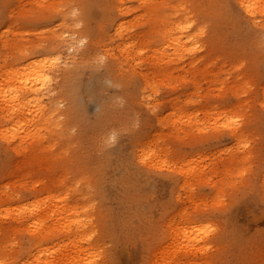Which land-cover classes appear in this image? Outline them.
Instances as JSON below:
<instances>
[{"label": "rangeland", "instance_id": "obj_1", "mask_svg": "<svg viewBox=\"0 0 264 264\" xmlns=\"http://www.w3.org/2000/svg\"><path fill=\"white\" fill-rule=\"evenodd\" d=\"M254 1L253 15L242 7L236 21L212 0H131L122 19L106 0H0V65L20 55L14 40L29 49L19 61L50 35L86 36L80 51L57 52L83 71L72 92L77 121L61 102L54 133L12 143L0 133V264H50L63 245L78 252L64 264H167L169 255L177 264H264V0ZM183 2L208 26L202 46L178 59L156 54L153 5L171 21ZM100 37L114 46L109 56L125 51L132 62L128 99L114 97L107 117L109 92L121 91L107 57L79 61ZM69 206L90 242L73 240L82 227L59 215Z\"/></svg>", "mask_w": 264, "mask_h": 264}, {"label": "bare ground", "instance_id": "obj_2", "mask_svg": "<svg viewBox=\"0 0 264 264\" xmlns=\"http://www.w3.org/2000/svg\"><path fill=\"white\" fill-rule=\"evenodd\" d=\"M130 1L131 0H106V3L109 8H116L120 12V19H122L124 16L130 14L131 8L130 5H128ZM142 1L146 0H138L139 3ZM212 1L224 18L236 21L242 20L244 15L242 14V7L245 10V14L250 17L258 9L259 4V2H255L254 0ZM89 2L90 4H100V0H89ZM161 3L163 4V2ZM154 5L152 7V12H150L154 14L152 23L160 21L159 25L162 26V28L156 31H160L158 33L160 47L154 50L156 54H158L157 51L164 54L169 52L166 57H175L178 59L186 53H196L202 46L200 44L201 35L206 33L208 26L205 28L197 22L198 12H196L194 6L188 5L186 2L177 4L174 8V19L169 21L165 17L166 14L164 15L159 12L160 9L155 10ZM76 7H78V5H76ZM81 10L83 16H89V10L84 1L81 3ZM106 12L107 14L110 13L108 8H106ZM63 14L65 16V19H63L64 22L71 12L67 11ZM122 29H125V22L117 24L116 30L120 32ZM85 37V35H80L77 39L63 40L58 36L50 35L47 38V40H52L50 44L42 46L40 44L37 45L35 47L36 51L31 52L30 50L31 55L19 61L15 60L22 56H28L29 49L18 44L15 40L12 42V50L20 55H16L14 60L9 64L3 62V64L0 65V121L5 120L9 122L6 127H0V133H2L6 143L15 142V136H18L22 142L27 135H32V137L35 136L34 138H37L42 135L43 131L54 133L53 130L60 125L58 122V110L61 102L66 103V106H68V108H66L69 110L67 113H69L71 123L77 121V108L72 100V92L76 84L83 77V71L79 69L80 66L75 69H67L63 66L61 53L69 44L71 47L70 49L80 51L77 44ZM114 37L115 35L113 33L112 37L109 38L110 43L114 42V39L116 40ZM104 39L105 38L100 37L94 41H89L82 50V57L79 61L81 64V62L84 63L89 59L95 60V58L98 57H107V70L112 76L113 84L119 87L121 86L120 93L109 92V100L102 106L100 114L107 117L114 97H117L119 94L120 97H126L128 99L131 87H129L126 80H129L132 75V62L129 61L131 58L128 54L126 55L125 51L121 56H116L115 54H113L114 56H109V54L113 52L114 46H110L108 41L104 44ZM101 43H103L102 46L104 50L96 49L101 48ZM121 44L126 45L124 42ZM57 52L61 53L59 54ZM71 56L75 59V55L72 54ZM98 63L100 62L97 61V64ZM120 73L123 75L125 81L119 79L118 75ZM142 93L143 96L147 98L146 92L142 90ZM104 120L103 126L101 127V129L104 128V130L100 132L103 131V133H107L109 121L108 119ZM63 122L67 121L63 120ZM65 126H67V123ZM77 211L76 207H64L63 214L60 213L59 215L60 217H64L65 215L69 216L71 214L70 219L72 220H70L69 226H74L76 229H81L82 227L80 232L73 233L74 235H78V237H75L73 240L80 239L82 236V238L88 241L90 237L84 234L86 220L81 219V215ZM62 230H66V226L63 227ZM44 240L50 241L52 240V236H45ZM53 253H56V251L50 248L44 256L49 257V255ZM77 254V251L69 253L65 245H63L59 248L57 254L52 255L48 261L50 264H64L69 262L71 257H74L73 255ZM161 256H165L164 252H161ZM167 264H177L176 257L174 255H169Z\"/></svg>", "mask_w": 264, "mask_h": 264}]
</instances>
